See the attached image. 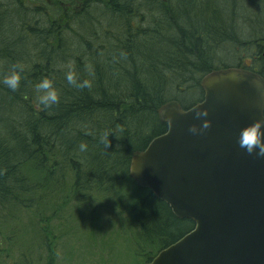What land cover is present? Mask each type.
<instances>
[{"label": "trees", "instance_id": "trees-1", "mask_svg": "<svg viewBox=\"0 0 264 264\" xmlns=\"http://www.w3.org/2000/svg\"><path fill=\"white\" fill-rule=\"evenodd\" d=\"M232 1L0 0V81L15 66L24 68L16 91L0 83V204L27 203L24 210L35 213V221L51 226L54 220L63 222L69 207L112 201L125 181L135 184L133 156L169 130L161 108L175 102L189 109L196 104L186 106L183 97L191 93L200 94L201 102L202 79L228 68L217 61L225 47L236 53L245 43L264 42ZM194 2L204 13L197 9L192 16ZM213 2L223 7L208 10ZM69 63L80 81H92L90 89L67 83ZM45 77L60 94L50 108L39 105L35 90ZM46 189L50 201L61 203H47L55 213L50 223L31 211L35 195ZM138 190L146 196L133 195L131 202L155 205L153 231L146 232L162 249L195 228L150 191ZM147 220L143 215L138 222ZM4 241L11 245L14 237Z\"/></svg>", "mask_w": 264, "mask_h": 264}, {"label": "water", "instance_id": "water-1", "mask_svg": "<svg viewBox=\"0 0 264 264\" xmlns=\"http://www.w3.org/2000/svg\"><path fill=\"white\" fill-rule=\"evenodd\" d=\"M203 102L184 110L165 105L166 134L136 153L130 176L195 229L149 264H264V159L241 149L242 127L264 119V80L226 69L207 75ZM209 110V129L189 132L196 111ZM196 110V111H195Z\"/></svg>", "mask_w": 264, "mask_h": 264}, {"label": "rangeland", "instance_id": "rangeland-1", "mask_svg": "<svg viewBox=\"0 0 264 264\" xmlns=\"http://www.w3.org/2000/svg\"><path fill=\"white\" fill-rule=\"evenodd\" d=\"M232 2L237 3V11L241 18H246L247 15L250 17L249 25L253 26L255 34L264 31V0ZM196 3L191 6L192 16L198 14L197 9L204 13L203 5ZM218 3H210L213 6L208 4V10L215 6L222 8L223 6H219ZM47 16L46 10L44 19ZM232 51L229 46L225 47V54L219 56L217 61L223 63V66L236 67L240 62L237 58L240 52L237 54ZM183 100L186 106L197 105L200 94H188ZM32 181L39 183L40 180L32 177ZM133 195L146 196L135 184L127 180L115 190L112 201L73 205L69 207L68 212L64 211L61 215L63 222L54 220L51 226L40 225L35 221L36 214L25 211L28 210L25 207L27 203L0 204V264H147L148 259L154 258L162 249L158 238H148L152 237L148 232L153 231L151 219L152 215H155V205L150 206L148 202L134 204L131 202ZM23 199L26 200L25 197ZM49 199L48 189L35 195L36 205L31 211H37L42 222L50 223V217L55 215L53 206H47L48 202L55 206L61 205L59 198L55 201ZM20 206L21 208H18ZM143 215L148 216V220L144 221L145 225L138 222L139 217ZM42 228L49 231L50 237L47 238L43 234ZM186 229L188 226L185 225L182 230ZM183 231L177 235L171 234V241ZM10 237H14V243L12 241L11 245L4 244V240ZM49 242L55 247L56 256L53 258L51 256L53 248Z\"/></svg>", "mask_w": 264, "mask_h": 264}, {"label": "clouds", "instance_id": "clouds-1", "mask_svg": "<svg viewBox=\"0 0 264 264\" xmlns=\"http://www.w3.org/2000/svg\"><path fill=\"white\" fill-rule=\"evenodd\" d=\"M68 71L65 74L67 83L77 89H90L92 87V81L85 79L80 81L72 69L71 63L67 65ZM91 72V66H86ZM18 69V70H17ZM24 71L23 65H17L12 72L4 77L0 83L5 85L8 89L16 91L21 84V73ZM37 93V99L39 105L44 108H50L60 102V94L54 87L52 80L45 77L39 83L35 85ZM196 111V110H195ZM210 113L208 109L196 111V119L202 123L199 125H192L189 132L193 135H200L205 130L209 129L212 125V121L207 119ZM104 137L101 138L103 142ZM237 143L239 147L245 150L249 155H253L258 159H264V119L256 120L254 123L248 126L242 127L237 136ZM80 150L86 151L87 145L84 143L80 144Z\"/></svg>", "mask_w": 264, "mask_h": 264}, {"label": "flooded vegetation", "instance_id": "flooded-vegetation-1", "mask_svg": "<svg viewBox=\"0 0 264 264\" xmlns=\"http://www.w3.org/2000/svg\"><path fill=\"white\" fill-rule=\"evenodd\" d=\"M259 34H263L262 36H264V31H260ZM244 45V48L241 47L237 50V54L240 52L237 56L240 62L238 64L239 67L235 68H243V70L254 73L264 79V42H249ZM52 247H54V244Z\"/></svg>", "mask_w": 264, "mask_h": 264}]
</instances>
